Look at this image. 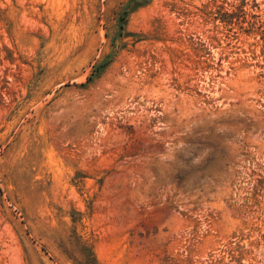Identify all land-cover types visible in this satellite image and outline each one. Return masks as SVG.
<instances>
[{"label":"rangeland","instance_id":"rangeland-1","mask_svg":"<svg viewBox=\"0 0 264 264\" xmlns=\"http://www.w3.org/2000/svg\"><path fill=\"white\" fill-rule=\"evenodd\" d=\"M0 264H264V0H0Z\"/></svg>","mask_w":264,"mask_h":264}]
</instances>
